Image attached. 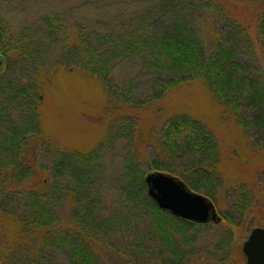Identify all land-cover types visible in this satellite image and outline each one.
Listing matches in <instances>:
<instances>
[{"label":"rangeland","instance_id":"374dc122","mask_svg":"<svg viewBox=\"0 0 264 264\" xmlns=\"http://www.w3.org/2000/svg\"><path fill=\"white\" fill-rule=\"evenodd\" d=\"M263 9L264 0H0V28L11 34L13 48L0 52V149L11 147L7 157L12 161L26 159L16 152L19 133L27 127L32 134L25 137L28 150L37 149V156L29 155L27 177L15 179L27 182L42 172L61 180L66 196L71 189L89 196L95 219L82 224V238L77 236L96 252L108 250L99 249L97 262L245 264L241 242L250 227L264 226V100L255 94L248 104L245 97L238 103L223 101L201 76L163 91L168 64L150 65L145 60L150 50L134 40L157 36L179 22L197 35L203 50L216 38L223 43L232 38L240 65L264 89ZM47 14L55 15L49 33L40 21ZM232 21L246 24L248 34L230 31ZM91 29L99 36H88ZM106 31L108 37L101 36ZM84 36L96 50L102 43L112 49L113 36L115 42H131L135 51L111 57L93 74L82 64ZM7 39L2 32L0 40ZM173 115L199 126V142L174 147L164 142V126ZM10 127L13 141L5 137ZM76 151L86 154L74 160ZM155 167L207 195L220 220H187L181 227L177 216L164 209L165 237L154 215L125 207L124 199L139 202L140 188L141 196L147 195L142 177ZM80 168L95 181L88 189L73 182ZM2 221L0 253L12 229ZM54 257L52 264L63 258L60 252Z\"/></svg>","mask_w":264,"mask_h":264},{"label":"trees","instance_id":"16d2710c","mask_svg":"<svg viewBox=\"0 0 264 264\" xmlns=\"http://www.w3.org/2000/svg\"><path fill=\"white\" fill-rule=\"evenodd\" d=\"M135 9L137 10V8ZM261 12L263 13L264 9ZM54 19L55 15L52 14L41 17L43 32L49 33L52 30ZM259 25L263 26L264 31V15ZM230 28L233 29H230L233 33L248 34L246 24L241 23L240 25L232 21ZM4 30L5 28L3 30L0 28V34L2 35L3 32L9 39L6 43L0 40L1 53L13 49L10 41L11 34L4 32ZM94 32L93 29L89 30L88 36H99L97 32ZM108 35L109 32L107 31L101 34L103 37H108ZM84 40L86 47H84L85 56L82 59V64H85V67L90 69L89 71L93 74L98 73L100 68L104 69L111 57L119 56L129 48L132 52L135 51V47L125 38H120V40L116 38L115 42L112 36V49H108L107 44L102 43L100 50H96L87 37L84 36ZM134 41L136 46H146L150 50L149 57L145 58L150 65L159 68L168 64L169 68H166L165 71L170 73H164L166 78L161 84L163 91L183 79L201 76L212 94L222 98L223 101L226 100L231 103L237 101L238 103L241 97H245L248 104L252 101V95L255 94L257 98L264 100V89L259 85L257 77L247 72L240 65L238 56L234 51L232 38L227 40L228 43H223V40L220 41L216 38L210 47L206 45L207 49L203 50L197 35L192 32L187 24L179 22L164 30L162 34L157 36L148 34L139 37V39L136 37ZM118 50L125 51L120 52ZM86 64L89 65V68ZM23 95L27 96V93H23ZM256 102L258 103V101ZM12 129L10 127L8 134H5L8 141H13L15 136L13 135L15 131L12 132ZM25 130L29 133H26ZM200 132L199 126H195L192 120L173 115L169 117L164 126V142L173 147L190 143L188 141L195 144V142H199L197 137L203 135ZM19 135L20 140L18 141H21V145L16 153H19V156L25 155L26 159L16 158L12 161L7 157V154L12 152V148L0 149V161L2 163L0 167V220H4L2 221L3 224L7 221L12 224V229L7 232L9 236L5 242L3 241L4 249L2 248L0 253V264H52L55 259L54 255H58L59 252L63 257L59 264H110V261L101 263L98 260L97 262V255L100 256L99 249L104 250V254L109 253L107 249L100 247L97 248L98 252H96V247L83 245L82 240L80 241L78 237L80 235L82 238V224L90 223L93 218L95 219L93 201H88L89 196L87 194H78V189L77 193L75 189H71L69 195L66 196L64 190L67 188L64 187L61 180H50L49 176H43L42 172L41 176L27 182L21 179V177H27L26 175L31 172L29 155L34 157L36 154L37 156V149L31 147V151L28 150V139L25 137L32 135L31 130H27L25 127ZM5 154L6 156H4ZM84 154L81 155L79 151L72 152L71 158L79 159L84 157ZM57 162H61V159ZM89 173V170L80 168L77 174L74 173L73 182L75 184L77 182L83 183L88 189L95 182ZM17 175L21 177L15 179ZM137 177L141 180L142 173L140 176L138 174ZM24 181L26 183H23ZM76 186L73 185V188ZM143 192V188H140L139 193L137 192L140 197L138 203L136 199H128L127 203L124 199L122 201L124 206L129 208L135 205L133 210L140 208L142 211L145 210V213L154 215L159 223V233L166 237L168 233L164 231L165 222L160 221L165 216L164 209L157 206L145 193L141 196ZM176 220L181 227L188 224L189 221L180 217H176ZM167 247L171 250L173 245L168 243Z\"/></svg>","mask_w":264,"mask_h":264},{"label":"water","instance_id":"95a60500","mask_svg":"<svg viewBox=\"0 0 264 264\" xmlns=\"http://www.w3.org/2000/svg\"><path fill=\"white\" fill-rule=\"evenodd\" d=\"M3 55L0 54V66ZM147 195L162 209L192 221L218 222L220 215L213 201L197 192L177 175L168 171L151 169L142 177ZM245 264H264V227L254 225L241 242Z\"/></svg>","mask_w":264,"mask_h":264},{"label":"flooded vegetation","instance_id":"af4514ba","mask_svg":"<svg viewBox=\"0 0 264 264\" xmlns=\"http://www.w3.org/2000/svg\"><path fill=\"white\" fill-rule=\"evenodd\" d=\"M259 226H262V225H259ZM262 227H264V226H262Z\"/></svg>","mask_w":264,"mask_h":264}]
</instances>
